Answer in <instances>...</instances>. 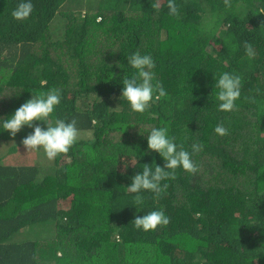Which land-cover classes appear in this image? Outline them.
<instances>
[{
  "label": "trees",
  "instance_id": "1",
  "mask_svg": "<svg viewBox=\"0 0 264 264\" xmlns=\"http://www.w3.org/2000/svg\"><path fill=\"white\" fill-rule=\"evenodd\" d=\"M18 2L0 0V117L57 87L54 116L80 135L48 160L21 143L31 128L13 143L0 131V264H264V0H175L176 15L168 0H33L24 20L12 16ZM135 51L152 55L167 92L144 113L121 98ZM224 71L241 76L230 112L213 91ZM164 125L189 151L202 145L197 170L144 191L137 212L131 177L164 164L139 130ZM154 209L169 223L137 229Z\"/></svg>",
  "mask_w": 264,
  "mask_h": 264
},
{
  "label": "clouds",
  "instance_id": "2",
  "mask_svg": "<svg viewBox=\"0 0 264 264\" xmlns=\"http://www.w3.org/2000/svg\"><path fill=\"white\" fill-rule=\"evenodd\" d=\"M167 8L170 15L178 14V6L175 0H168ZM33 9V0H19L12 11V16L18 20H24L30 16ZM245 51L249 58L255 56L250 43L245 44ZM126 59L127 66L132 71L126 72L123 76L121 98L128 102L132 111L144 113L154 97H166L167 92L156 80V74L153 71L155 60L151 54L135 51ZM109 79H115V73L110 72ZM214 79L213 91L217 102V111H232L241 96V76L234 72L224 71ZM61 101L62 91L60 88L52 87L47 91H36L11 115L0 117V131H8L10 136L15 137L27 126L32 131L21 141L27 151H42L48 160H52L60 154L68 153L77 143L80 133L75 120L70 121L54 116ZM39 122H43L46 127L41 126ZM214 131L219 136L228 134V129L222 123L217 124ZM139 134L142 137L146 136V152L158 153L163 158L164 164L161 166L156 162L142 163V169L131 177V183L126 188L129 193L135 194L133 199L137 212H140L139 207L143 206L144 197L142 193L144 191H151L159 195L167 188V184L162 182L174 178L178 168L187 172H195L197 165L193 160V155L202 147L199 143H193L191 151H189L178 144L175 137L170 135V129L167 125L152 127L144 134H141L139 130ZM146 152L134 151V155L141 158ZM169 219L162 209H154L142 216H136L133 223L137 229L147 232L156 230L159 226L167 225Z\"/></svg>",
  "mask_w": 264,
  "mask_h": 264
},
{
  "label": "rangeland",
  "instance_id": "3",
  "mask_svg": "<svg viewBox=\"0 0 264 264\" xmlns=\"http://www.w3.org/2000/svg\"><path fill=\"white\" fill-rule=\"evenodd\" d=\"M21 132V131H20ZM17 133V135L15 136V137H12V136H10V134H9V132L8 131H5L4 132V137H5V141H6V143H13L16 139H18V137H21V133ZM21 153H22V148H21V146L19 145V146H17V148H16V157L17 156H20L21 155ZM6 159H8L9 158V155L8 156H6L5 157ZM16 159V158H15ZM13 160V161H15L16 162V160ZM50 235V231H45L43 234H42V236H49Z\"/></svg>",
  "mask_w": 264,
  "mask_h": 264
}]
</instances>
